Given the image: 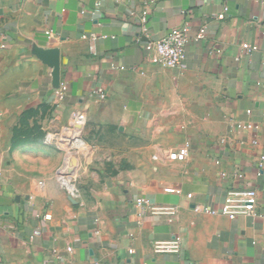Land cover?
Wrapping results in <instances>:
<instances>
[{"label": "crops", "instance_id": "crops-1", "mask_svg": "<svg viewBox=\"0 0 264 264\" xmlns=\"http://www.w3.org/2000/svg\"><path fill=\"white\" fill-rule=\"evenodd\" d=\"M144 1L0 0V264H264V0H147L145 33L128 16ZM184 23L207 36L181 68L149 63L148 40ZM88 34L105 37L96 54ZM241 187L260 217L205 213ZM143 197L178 207L175 221L140 216ZM173 236L179 255L154 254Z\"/></svg>", "mask_w": 264, "mask_h": 264}, {"label": "built area", "instance_id": "built-area-1", "mask_svg": "<svg viewBox=\"0 0 264 264\" xmlns=\"http://www.w3.org/2000/svg\"><path fill=\"white\" fill-rule=\"evenodd\" d=\"M121 0H115L116 3ZM264 4V2H263ZM152 6L151 1L145 0L142 9L138 12H128V16L133 18L138 24L139 29L145 33V24L147 22L148 15ZM227 8H224L222 13L219 14L216 19L222 20L225 17ZM83 13V12H81ZM94 15V14H93ZM189 24L184 23L181 26L172 29L166 36L159 40H148L145 45V51L147 54V60L153 66H158L163 69L178 70L181 68L186 60V50L190 43L200 44L205 40L207 36L206 25L203 24L197 32L190 37L189 35ZM82 38L88 41L90 51L92 54H96V45L102 42L105 37L95 36L88 34L82 36ZM241 54H250L256 52L258 48L256 46L249 45L248 43L240 44ZM238 60V58L236 59ZM264 88V80L259 84ZM92 95H95L100 101H104L106 93L101 88H95L92 90ZM58 99L63 100L65 96V86L61 85L57 91ZM244 115L250 116L251 111H244ZM262 116L264 117V110H262ZM84 122V116L80 113H72L71 115V128L76 130L82 126ZM238 130L250 131L253 130L254 126L252 123L244 120L243 116L235 122ZM51 136H47L45 139L46 144H51ZM78 142V141H76ZM79 143V142H78ZM254 146L257 145L256 141L252 142ZM78 145V144H77ZM188 155V146L186 145L182 149L170 153L169 160L182 162ZM258 170L262 171L264 168V156H260L257 163ZM58 178L64 186L67 193L71 198H77V192L73 183L66 177L64 168H60ZM1 182V178H0ZM167 193H175L180 195L178 190H166ZM188 199L192 198V194L186 196ZM258 195L255 188L252 187H241V188H230L226 191L223 201L220 206L216 209L204 210L206 214L213 216H223L229 220H235L239 217L255 218L260 217L256 212ZM136 208L139 210V215H149L153 217H162L168 223H173L178 215V207L172 205H159L148 198H137L134 201ZM182 251V240L179 236H173L169 240L157 241L153 244L154 254H172L179 255ZM129 254L133 253V250L128 251Z\"/></svg>", "mask_w": 264, "mask_h": 264}, {"label": "rangeland", "instance_id": "rangeland-1", "mask_svg": "<svg viewBox=\"0 0 264 264\" xmlns=\"http://www.w3.org/2000/svg\"><path fill=\"white\" fill-rule=\"evenodd\" d=\"M78 147H80V144H78Z\"/></svg>", "mask_w": 264, "mask_h": 264}]
</instances>
